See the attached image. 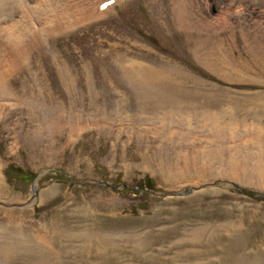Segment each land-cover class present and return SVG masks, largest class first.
Segmentation results:
<instances>
[{
    "label": "rangeland",
    "instance_id": "obj_1",
    "mask_svg": "<svg viewBox=\"0 0 264 264\" xmlns=\"http://www.w3.org/2000/svg\"><path fill=\"white\" fill-rule=\"evenodd\" d=\"M204 1L211 26L184 29L172 0H123L12 74L0 264H264V180L241 171L264 154V0Z\"/></svg>",
    "mask_w": 264,
    "mask_h": 264
},
{
    "label": "bare ground",
    "instance_id": "obj_2",
    "mask_svg": "<svg viewBox=\"0 0 264 264\" xmlns=\"http://www.w3.org/2000/svg\"><path fill=\"white\" fill-rule=\"evenodd\" d=\"M106 1L108 0H0V124L2 121L7 122L12 119L11 117L16 106L15 101L18 100L17 94L13 92L9 83L12 74L22 70L26 65H29L28 69H33L35 67L32 60L34 57V49H37L46 41L48 42L50 37H54L58 33H68V31L73 28H78L88 21L97 20V18L114 10L117 3L123 0H116L114 4L108 6L105 10H101L100 5ZM172 1L174 5L171 7V14L176 26L184 29L194 28V26L196 27L198 25L200 28H208L211 26L212 18H206L205 20L204 17H198L197 19L196 5L198 0ZM204 2L208 9H211V0H205ZM228 3L227 6L229 7H236L241 4L238 0H231ZM246 5L248 7L247 10H249L251 8L250 4L247 3ZM223 7H226V5ZM254 13L253 10L248 11V13L237 15L235 18H239V21L243 23L245 21L251 25H258L259 27L262 24L254 21ZM215 20V22H221L223 24H229L231 22L230 18L226 17L224 19L221 15H215ZM29 103L30 109H33L39 104L34 98H31ZM42 110V114L45 116L44 118L47 117L48 120L52 119L53 114H51V110H46L45 108ZM83 129L84 126L80 128V131ZM41 136V134L38 135L34 131L29 134V138L19 137V140L16 142L19 143L21 139V141L32 147L40 142L39 139H41ZM12 147L15 148L14 144ZM253 157L260 164H255L250 170L243 167L241 171H248V178L253 179L256 177L263 181L264 154L263 152L260 154L255 152ZM2 158L0 154V185L5 180L2 176L3 172H1L2 166L5 163V160ZM222 162L221 159L218 161L217 168L222 167ZM239 163H232V168H230L233 170L232 174L237 178L242 160Z\"/></svg>",
    "mask_w": 264,
    "mask_h": 264
},
{
    "label": "trees",
    "instance_id": "obj_3",
    "mask_svg": "<svg viewBox=\"0 0 264 264\" xmlns=\"http://www.w3.org/2000/svg\"><path fill=\"white\" fill-rule=\"evenodd\" d=\"M33 177H34V176H33ZM33 177H32V179H33ZM139 188H143V187H142V186H139ZM148 188H151V184L149 185V187H148ZM148 188H147V189H148ZM137 192H138V193H141V191H140V190H138V189H137ZM248 192H250V193H251L252 191H249V190H248Z\"/></svg>",
    "mask_w": 264,
    "mask_h": 264
},
{
    "label": "water",
    "instance_id": "obj_4",
    "mask_svg": "<svg viewBox=\"0 0 264 264\" xmlns=\"http://www.w3.org/2000/svg\"><path fill=\"white\" fill-rule=\"evenodd\" d=\"M112 187H115V186H112ZM135 188H137V186H136ZM137 189L140 190V191H143L142 188H139V187H138ZM149 190H152V189H148V191H149ZM244 191H245V189H244Z\"/></svg>",
    "mask_w": 264,
    "mask_h": 264
}]
</instances>
